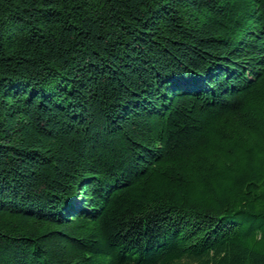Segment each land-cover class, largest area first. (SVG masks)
Segmentation results:
<instances>
[{
  "label": "trees",
  "instance_id": "1",
  "mask_svg": "<svg viewBox=\"0 0 264 264\" xmlns=\"http://www.w3.org/2000/svg\"><path fill=\"white\" fill-rule=\"evenodd\" d=\"M0 264H264V0H0Z\"/></svg>",
  "mask_w": 264,
  "mask_h": 264
}]
</instances>
